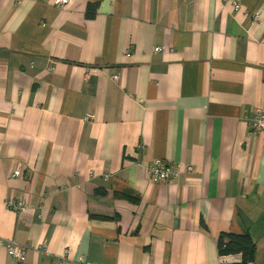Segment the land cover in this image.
Here are the masks:
<instances>
[{
	"label": "crops",
	"instance_id": "1",
	"mask_svg": "<svg viewBox=\"0 0 264 264\" xmlns=\"http://www.w3.org/2000/svg\"><path fill=\"white\" fill-rule=\"evenodd\" d=\"M69 1L0 0V264H264V0Z\"/></svg>",
	"mask_w": 264,
	"mask_h": 264
},
{
	"label": "built area",
	"instance_id": "2",
	"mask_svg": "<svg viewBox=\"0 0 264 264\" xmlns=\"http://www.w3.org/2000/svg\"><path fill=\"white\" fill-rule=\"evenodd\" d=\"M69 0H58V4L65 6L69 4ZM239 7L238 4H234L235 10H237ZM257 16H254V19H256ZM162 49L159 47L154 48V52L158 53ZM113 79L116 81L118 78L117 76H113ZM248 126L250 127V130L256 134H262L264 133V106L259 107L254 110L253 112V118L249 122ZM192 171L191 168H174L171 165L164 164L161 160H154L150 165L146 167V174L150 181L156 182L158 184H167L172 181H174L180 174L183 173H190ZM21 175V171L19 168L13 171L11 177L16 178ZM5 205L7 207L12 208L15 211L18 212H24L26 207L21 202H14L7 200ZM0 246H2L7 256L10 258L16 260V261H22L25 256V248L22 246L17 245L16 243L4 239H0ZM222 258V262H224V258Z\"/></svg>",
	"mask_w": 264,
	"mask_h": 264
},
{
	"label": "trees",
	"instance_id": "3",
	"mask_svg": "<svg viewBox=\"0 0 264 264\" xmlns=\"http://www.w3.org/2000/svg\"><path fill=\"white\" fill-rule=\"evenodd\" d=\"M216 247L218 255L221 257L242 256V262L236 264H246L247 259L253 255L255 250L254 243L247 234L220 233L216 241Z\"/></svg>",
	"mask_w": 264,
	"mask_h": 264
},
{
	"label": "bare ground",
	"instance_id": "4",
	"mask_svg": "<svg viewBox=\"0 0 264 264\" xmlns=\"http://www.w3.org/2000/svg\"><path fill=\"white\" fill-rule=\"evenodd\" d=\"M112 80H114V79H113V76H112Z\"/></svg>",
	"mask_w": 264,
	"mask_h": 264
}]
</instances>
